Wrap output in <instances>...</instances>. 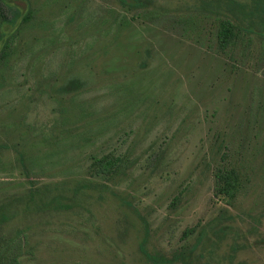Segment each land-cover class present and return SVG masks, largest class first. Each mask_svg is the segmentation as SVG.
I'll use <instances>...</instances> for the list:
<instances>
[{
	"label": "rangeland",
	"instance_id": "1",
	"mask_svg": "<svg viewBox=\"0 0 264 264\" xmlns=\"http://www.w3.org/2000/svg\"><path fill=\"white\" fill-rule=\"evenodd\" d=\"M4 204L0 264H264V0H0Z\"/></svg>",
	"mask_w": 264,
	"mask_h": 264
},
{
	"label": "trees",
	"instance_id": "2",
	"mask_svg": "<svg viewBox=\"0 0 264 264\" xmlns=\"http://www.w3.org/2000/svg\"><path fill=\"white\" fill-rule=\"evenodd\" d=\"M237 36V29L230 21H225L222 23L219 32V38L223 46L230 45L234 41V39L237 38ZM121 165L122 159L107 156L97 160L93 165V169L95 170V174L99 176L114 179L115 176H117L119 171L121 170ZM218 182L220 184L218 195L226 198L228 200V203H230L236 198L237 194L241 191L242 188L240 176L238 172L234 169L226 172L221 171L218 176ZM37 196L38 194H32L31 197L26 200L25 208H28L32 202L34 203ZM9 208L10 206H7L6 204L0 205V226L6 224L13 218L10 214ZM145 235L146 237L150 235V231L148 229H146ZM19 237L20 235L11 238L9 244L16 243ZM140 249L146 256L148 261H150L152 264H174L176 262V258L168 259L163 257L162 255L150 254L146 250L144 244L141 245ZM3 251L4 250L0 248V259H4ZM18 259L19 256L17 254L14 255L13 258L10 259V264H18ZM178 261L182 262V264H190V262L187 261L185 256L182 259H177V262Z\"/></svg>",
	"mask_w": 264,
	"mask_h": 264
}]
</instances>
